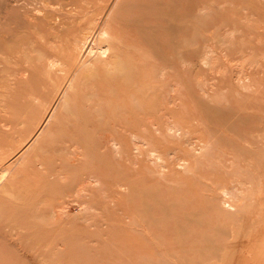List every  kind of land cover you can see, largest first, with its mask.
Returning <instances> with one entry per match:
<instances>
[{"label": "rangeland", "instance_id": "obj_1", "mask_svg": "<svg viewBox=\"0 0 264 264\" xmlns=\"http://www.w3.org/2000/svg\"><path fill=\"white\" fill-rule=\"evenodd\" d=\"M263 259L264 0H0V264Z\"/></svg>", "mask_w": 264, "mask_h": 264}, {"label": "bare ground", "instance_id": "obj_2", "mask_svg": "<svg viewBox=\"0 0 264 264\" xmlns=\"http://www.w3.org/2000/svg\"><path fill=\"white\" fill-rule=\"evenodd\" d=\"M63 7V6H62ZM4 144V143H3ZM264 260V259H263Z\"/></svg>", "mask_w": 264, "mask_h": 264}]
</instances>
